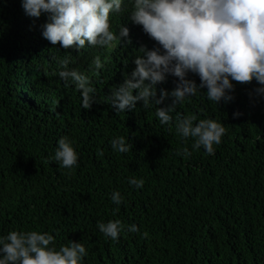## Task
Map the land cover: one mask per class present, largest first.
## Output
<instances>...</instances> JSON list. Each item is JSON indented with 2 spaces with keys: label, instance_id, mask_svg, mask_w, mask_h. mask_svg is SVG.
<instances>
[{
  "label": "trees",
  "instance_id": "1",
  "mask_svg": "<svg viewBox=\"0 0 264 264\" xmlns=\"http://www.w3.org/2000/svg\"><path fill=\"white\" fill-rule=\"evenodd\" d=\"M133 3L122 5L126 12L110 14L114 33L122 25L128 37L85 57L86 50L64 49L42 36L48 14L29 17L22 0H0V236L48 232L57 249L80 242L87 250L82 264H264V94L255 91L260 85L229 78L233 99L217 104L207 98L206 87L198 88L177 103L165 125L156 108L170 106V95L160 105L145 108L140 101L118 113L108 97L130 77L134 60L143 56L139 49L161 47L130 19ZM65 56L68 69L87 76L96 89L90 109L81 107L75 82L59 76ZM186 78L199 86L198 74ZM177 82L168 74L155 86L156 98ZM177 113L194 115L195 122H222L226 132L213 145L214 154L203 146L193 149L194 138L178 133ZM120 136L132 145L127 153L111 146ZM61 137L78 154L72 168L54 159ZM133 178L143 179V186L130 184ZM116 191L123 197L119 205L112 200ZM109 220L123 225L116 240L97 227ZM133 224L138 231H128Z\"/></svg>",
  "mask_w": 264,
  "mask_h": 264
},
{
  "label": "clouds",
  "instance_id": "2",
  "mask_svg": "<svg viewBox=\"0 0 264 264\" xmlns=\"http://www.w3.org/2000/svg\"><path fill=\"white\" fill-rule=\"evenodd\" d=\"M128 0H22V8L29 17L39 18L48 14L42 25V36L52 45L64 49L75 46L86 50L84 56L95 47H111L120 37H128L129 29L120 26L119 35L114 33L110 14L126 12L122 7ZM130 19L141 25L143 31L161 47L147 50L141 47L143 56L134 60L135 69L130 77L115 88L108 99L119 113L132 110L137 102L143 107L160 105L169 95L170 106L156 108L161 125L170 124L177 103L197 94L198 88H207V98L219 103L233 99L229 93L233 84L250 83L253 79L260 85L255 91L264 94V0H134ZM130 43V41H127ZM161 48L163 53H161ZM69 56L60 61L59 76L71 79L82 96L81 107L90 109L96 89L89 78L76 69H68ZM93 63L103 67L99 56ZM198 74L200 84L187 79V73ZM171 74L178 78L175 88L169 93L156 85L163 83ZM136 90V94H133ZM239 113H234L238 116ZM196 116H181L177 113L176 128L183 137L194 138L193 149L201 146L214 154V144L221 142L226 129L222 122L200 119ZM195 122V123H194ZM114 150L127 153L131 143L125 137L111 141ZM185 155H190L187 148ZM102 154V153H101ZM180 154L179 152L177 153ZM54 159L62 167L72 168L77 164L78 154L67 137L57 142ZM129 183L141 188L143 179H131ZM123 197L119 191L112 194L117 205ZM100 232L113 240L118 239L123 225L119 220L98 223ZM138 231L136 225L128 228ZM146 235V233H145ZM55 237L48 232L12 230L0 236V264H82L87 250L80 242L69 241L66 245L54 246Z\"/></svg>",
  "mask_w": 264,
  "mask_h": 264
}]
</instances>
